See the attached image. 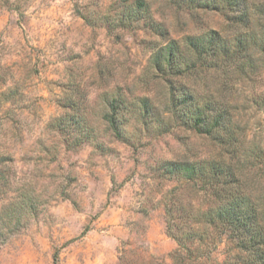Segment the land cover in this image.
<instances>
[{
	"label": "rangeland",
	"instance_id": "374dc122",
	"mask_svg": "<svg viewBox=\"0 0 264 264\" xmlns=\"http://www.w3.org/2000/svg\"><path fill=\"white\" fill-rule=\"evenodd\" d=\"M209 161L262 235L264 0H0V264H262Z\"/></svg>",
	"mask_w": 264,
	"mask_h": 264
},
{
	"label": "trees",
	"instance_id": "16d2710c",
	"mask_svg": "<svg viewBox=\"0 0 264 264\" xmlns=\"http://www.w3.org/2000/svg\"><path fill=\"white\" fill-rule=\"evenodd\" d=\"M194 45L196 44L194 43ZM115 114L116 112L112 111L107 114L106 119L111 128L117 132L118 126ZM221 117V115H217L214 122L210 125L204 112H197L194 127L198 132L206 133L213 138L219 139L221 132H226V129L221 126ZM220 139L222 138L220 137ZM189 167L186 166L185 169L188 170ZM200 169V171L204 172L205 181L215 187L214 194L218 201H222L214 210H209L205 214L210 218L211 222H219L221 227L231 229L232 233L237 235V242L241 248L251 252H262V258L260 259H262V264H264V233L262 232V235H259L252 230L256 215L253 213V209L248 210L243 206L242 193L234 192L232 183L235 181L232 178L231 165L219 161H209L207 163L204 162ZM235 190L239 191L240 189L236 188Z\"/></svg>",
	"mask_w": 264,
	"mask_h": 264
}]
</instances>
